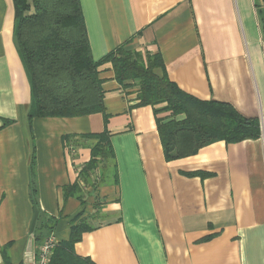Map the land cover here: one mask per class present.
I'll return each instance as SVG.
<instances>
[{"label": "crops", "instance_id": "crops-1", "mask_svg": "<svg viewBox=\"0 0 264 264\" xmlns=\"http://www.w3.org/2000/svg\"><path fill=\"white\" fill-rule=\"evenodd\" d=\"M261 0H81L92 54H160L168 77L203 100L264 119ZM105 114L29 121L30 82L13 0H0V264H25L35 229L96 264H264V140H224L167 160L151 105L137 106L110 62ZM108 131L114 156L83 173ZM196 173V174H194ZM42 241V242H43ZM41 242V243H42ZM41 243L34 242L33 249Z\"/></svg>", "mask_w": 264, "mask_h": 264}, {"label": "trees", "instance_id": "trees-1", "mask_svg": "<svg viewBox=\"0 0 264 264\" xmlns=\"http://www.w3.org/2000/svg\"><path fill=\"white\" fill-rule=\"evenodd\" d=\"M15 37L31 87L29 121L36 117H80L105 114V90L99 67L110 62L124 89L137 90V106L163 105L156 112L167 160L195 155L205 146L255 139L261 121L246 117L231 103L203 100L185 92L167 74L160 54L144 57L120 46L100 60L92 54L81 0H13ZM264 36V0L256 4ZM98 139L83 173L94 171L100 160L114 156L108 131L89 135ZM196 174V173H194ZM90 226L77 224L68 241L60 242L48 264H96L79 256L75 243ZM46 234L35 229L34 242Z\"/></svg>", "mask_w": 264, "mask_h": 264}, {"label": "built area", "instance_id": "built-area-1", "mask_svg": "<svg viewBox=\"0 0 264 264\" xmlns=\"http://www.w3.org/2000/svg\"><path fill=\"white\" fill-rule=\"evenodd\" d=\"M260 137L264 140V119L261 121ZM57 246L54 236L50 235L38 247L32 250L31 256L28 257L25 264H48Z\"/></svg>", "mask_w": 264, "mask_h": 264}, {"label": "water", "instance_id": "water-1", "mask_svg": "<svg viewBox=\"0 0 264 264\" xmlns=\"http://www.w3.org/2000/svg\"><path fill=\"white\" fill-rule=\"evenodd\" d=\"M37 219H38V210L36 209L34 212L33 219L31 222V227H30V233L32 235L34 234V231H35ZM32 250H33V237H31L28 241V245H27L28 256H31Z\"/></svg>", "mask_w": 264, "mask_h": 264}, {"label": "rangeland", "instance_id": "rangeland-1", "mask_svg": "<svg viewBox=\"0 0 264 264\" xmlns=\"http://www.w3.org/2000/svg\"><path fill=\"white\" fill-rule=\"evenodd\" d=\"M29 1H31V0H29Z\"/></svg>", "mask_w": 264, "mask_h": 264}]
</instances>
